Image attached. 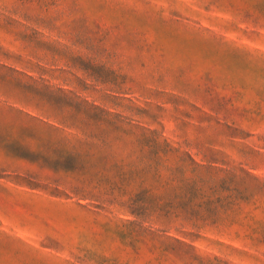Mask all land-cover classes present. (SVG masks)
<instances>
[{"label": "rangeland", "instance_id": "obj_1", "mask_svg": "<svg viewBox=\"0 0 264 264\" xmlns=\"http://www.w3.org/2000/svg\"><path fill=\"white\" fill-rule=\"evenodd\" d=\"M0 264H264V0H0Z\"/></svg>", "mask_w": 264, "mask_h": 264}]
</instances>
